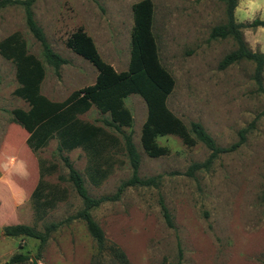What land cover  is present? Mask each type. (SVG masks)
<instances>
[{"label":"rangeland","instance_id":"obj_1","mask_svg":"<svg viewBox=\"0 0 264 264\" xmlns=\"http://www.w3.org/2000/svg\"><path fill=\"white\" fill-rule=\"evenodd\" d=\"M253 2H260V7L237 0L235 21L264 17V0ZM31 9L52 49L66 58L58 73L44 60L20 5L0 8V39L12 31L21 34L27 52L42 63L39 90L49 99L62 100L74 89L86 92L124 75L133 78L138 46L139 64L159 71L155 76L150 71L142 74L150 75L165 90L167 107L183 123L200 121L222 146L235 141L240 128L250 126L235 149L220 153L209 166L190 174L189 164L203 161L208 149L200 141L187 145L177 135L165 134L155 141L166 152L147 155L139 141L145 102L136 93L126 95L123 102L132 122L121 129L131 132L139 153L138 174L158 177L155 185L128 186L118 199L91 209L104 234L98 249L80 218L64 221L81 206V200L66 178L56 139L33 151L25 143L27 132L13 120L11 109L28 105L13 93L17 85L13 62L0 54V264H31L38 244L31 236L2 234L4 224H33L43 230L49 222L60 223L50 231L39 257H34L35 264H121L112 254L113 244L124 251L126 264H264V96L255 89L251 61L217 65L235 45L230 36H209L212 25L225 21L224 3L34 0ZM139 31L145 43L138 42ZM241 32L249 48L264 49V25L244 26ZM108 74L109 80L100 83V77ZM77 116L114 131L103 122L108 114L94 105ZM61 153L81 172L93 196L111 193L130 175L127 157L116 151L111 171L93 185L84 174L82 150ZM38 158L55 165L43 178L56 186V201L35 220L30 192L38 178ZM159 198L168 209L171 226L160 212ZM13 253L27 258L10 262Z\"/></svg>","mask_w":264,"mask_h":264},{"label":"trees","instance_id":"obj_2","mask_svg":"<svg viewBox=\"0 0 264 264\" xmlns=\"http://www.w3.org/2000/svg\"><path fill=\"white\" fill-rule=\"evenodd\" d=\"M224 3L225 21L210 27V37L230 36L234 40V47L224 53L217 65L223 68L235 61L245 59L253 63L252 80L255 89L264 96V82L262 71L264 65V52L252 50L248 47L241 32V27L264 25V19L252 18L249 22L235 21L233 9L237 0H221ZM34 0H0V8L6 5L17 4L23 8L24 21L32 36L38 41L44 60L50 64L56 73L58 67L66 62V58L52 49L46 40L41 26L33 18L31 6ZM139 43H145L143 34L139 31ZM139 47L137 46L134 61L136 63L131 70L133 78L124 75L102 86L92 88L86 92L72 90L62 100H52L42 94L39 85L43 77L41 61L32 53L27 52L25 41L18 31H12L0 39V54L10 59L14 64V75L17 81L13 93L27 102V108L13 107L11 114L26 132V145L33 151L45 146L51 138L56 139V148L60 158L67 168V180L71 183L75 193L81 200V206L72 214L65 217L64 221L80 218L87 232L95 241L98 249L102 248L104 241L103 230L91 215V209L107 200L118 199L128 186L155 185L158 175L140 176L138 166L139 153L133 143L131 132L123 131L122 126H130L132 116L124 105L123 99L130 93L138 94L145 102L146 114L140 126L139 141L145 153L149 156H157L166 152L165 146L155 141L158 135L174 134L187 145L200 141L207 149L208 154L203 161H193L187 168L188 173L201 167H207L220 153L235 149L245 137L249 126L238 130V138L228 145L216 144L214 138L205 130L198 120H189L188 125L175 115L166 105L167 93L148 74H142L147 70L139 64ZM141 61V60H140ZM152 70V69H151ZM152 75H159L157 69L150 71ZM109 76H101L99 82H107ZM94 105L99 112L107 113L108 118L103 122L114 131L108 130L102 125L80 119L77 114L85 112ZM120 134V137L118 135ZM74 148H80L85 155L84 174L89 182L98 185L111 171L116 158V151L124 152L127 157L130 175L121 179L114 191L98 196L90 195L84 184V179L69 160L67 152ZM38 178L30 192V202L34 219L38 220L46 213L56 201L54 184L47 183L43 176L54 170V163L42 158L37 159ZM160 212L171 226V218L167 207L159 198ZM60 222H49L38 230L33 224L9 223L4 224L1 232L4 235H26L38 240L37 252L34 257H39V250L47 240L50 231L54 230ZM112 254L119 259L121 264H126L124 251L117 245L110 246ZM24 253H13L9 257L10 262L26 259Z\"/></svg>","mask_w":264,"mask_h":264},{"label":"clouds","instance_id":"obj_3","mask_svg":"<svg viewBox=\"0 0 264 264\" xmlns=\"http://www.w3.org/2000/svg\"><path fill=\"white\" fill-rule=\"evenodd\" d=\"M249 3L251 4V6H252L254 9L259 8L260 5H261L260 2H259V3H255V2H253V0H249ZM253 18H254V17H253ZM262 19H264V17H262ZM262 51H264V49H262Z\"/></svg>","mask_w":264,"mask_h":264},{"label":"water","instance_id":"obj_4","mask_svg":"<svg viewBox=\"0 0 264 264\" xmlns=\"http://www.w3.org/2000/svg\"><path fill=\"white\" fill-rule=\"evenodd\" d=\"M36 263V260L34 257H31V264H35Z\"/></svg>","mask_w":264,"mask_h":264}]
</instances>
